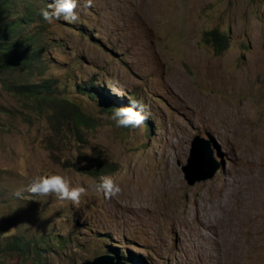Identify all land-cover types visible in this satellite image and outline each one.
Here are the masks:
<instances>
[{
    "label": "rangeland",
    "instance_id": "374dc122",
    "mask_svg": "<svg viewBox=\"0 0 264 264\" xmlns=\"http://www.w3.org/2000/svg\"><path fill=\"white\" fill-rule=\"evenodd\" d=\"M76 13L51 24L61 46L35 79H56L58 99H74L100 126L79 131L73 110L0 82V247L16 236L32 244L1 264H82L106 253L128 264H264V0H78ZM215 28L230 37L220 54L204 40ZM91 82L106 97L79 92ZM121 98L146 105L140 126L117 127L102 110ZM198 134L220 169L190 185L183 167ZM51 174L84 187L79 202L27 191ZM101 177L120 193L105 197Z\"/></svg>",
    "mask_w": 264,
    "mask_h": 264
},
{
    "label": "trees",
    "instance_id": "16d2710c",
    "mask_svg": "<svg viewBox=\"0 0 264 264\" xmlns=\"http://www.w3.org/2000/svg\"><path fill=\"white\" fill-rule=\"evenodd\" d=\"M41 2L43 5H39L34 0H0V82L13 94L23 95L25 98L39 102L41 106L48 103L73 110L72 124L77 130H94L100 126L95 116L88 114L74 99L65 97L58 99L56 79L52 77L35 79L37 73L44 74L47 70L46 53L48 54L53 46H61V44H56L51 37V24L58 25L59 22L55 21V18L51 21L43 20L40 10L47 8L49 4L48 0H41ZM23 5L26 9L20 15ZM204 40L214 47L217 54L222 53L230 45V37L218 28L207 31L204 34ZM91 83L93 84L90 86L81 85L79 92L92 99L95 96L106 97L105 90L99 86V83ZM117 103L118 108L132 107L131 101L121 98L116 103L101 104V108L113 114L116 109L114 105ZM139 107L137 105L134 111L139 112ZM3 111L12 112L10 109H3ZM57 113L54 116L60 118L61 114ZM148 125L151 126L149 123ZM54 135L56 138L59 137L57 131ZM47 148L54 155L60 153L59 147H55L52 143H48ZM75 165L79 164L75 163ZM103 171L104 173L110 172L109 164L102 165L101 172ZM38 241H41V238L35 239L34 246L39 257H42ZM31 246L30 241H26L22 236H16L7 245L0 247V250H3L0 254V264L5 253L29 251ZM35 259L40 262L38 257Z\"/></svg>",
    "mask_w": 264,
    "mask_h": 264
},
{
    "label": "clouds",
    "instance_id": "9594fccd",
    "mask_svg": "<svg viewBox=\"0 0 264 264\" xmlns=\"http://www.w3.org/2000/svg\"><path fill=\"white\" fill-rule=\"evenodd\" d=\"M78 0H52L47 8L40 10V15L43 20L51 21L53 18L74 22L78 19L76 9ZM88 6L91 7V0H88ZM53 9V11H49ZM132 107H119L113 111L111 119L117 127H138L147 118L144 112L146 105L139 101H131ZM139 105L140 111H134V108ZM119 117V119H117ZM150 128V127H149ZM98 185V190L103 192L105 197L111 198L120 193L121 188L113 179L109 177H101ZM27 191L32 194L46 195L55 193L59 199H70L79 202V199L86 189L84 187H70L69 182L61 175L51 174L33 179L27 188ZM17 196L22 195V191H17Z\"/></svg>",
    "mask_w": 264,
    "mask_h": 264
},
{
    "label": "water",
    "instance_id": "95a60500",
    "mask_svg": "<svg viewBox=\"0 0 264 264\" xmlns=\"http://www.w3.org/2000/svg\"><path fill=\"white\" fill-rule=\"evenodd\" d=\"M213 151L210 149L208 141L202 135L194 137L189 162L183 167L186 179L190 185L197 182L211 179L220 169V165L215 163ZM82 264H128L127 262L114 257L110 253L97 256L94 260L84 261Z\"/></svg>",
    "mask_w": 264,
    "mask_h": 264
},
{
    "label": "bare ground",
    "instance_id": "6f19581e",
    "mask_svg": "<svg viewBox=\"0 0 264 264\" xmlns=\"http://www.w3.org/2000/svg\"><path fill=\"white\" fill-rule=\"evenodd\" d=\"M213 111H214V110H213ZM213 111H212V112H213ZM220 111H221V110H220ZM223 111H224V108H223ZM215 112H216V109H215ZM216 113H217V112H216ZM228 114H230V113H228ZM222 115H223V114H222ZM235 117H236V116H235ZM223 118H224L223 116H220V115H219L218 120H221V119H223ZM233 118H234V117H233ZM236 118H237V117H236ZM226 121H227V120H226ZM212 122L215 123V120L212 121ZM230 122H231V121H230ZM164 150H165V149H164ZM168 152H169V151H168ZM165 153H166V152H165ZM165 153H164V154H165ZM161 154H162V153H161ZM163 157H164V156H163ZM171 157H172V156L168 153V154H165V157H164V158H165L166 161H169V160H171ZM170 162H171V161H170ZM169 165H173L172 162H171ZM170 168H171V167H170ZM170 168H169V169H170ZM172 168H173V167H172ZM167 171H168V170H167ZM167 171H166V172H167ZM167 173H168V172H167ZM169 173H170V172H169ZM170 174H171V173H170ZM167 175H168V174H167ZM170 178H171V177H170ZM166 183H167V181H166ZM168 185H169V184H168Z\"/></svg>",
    "mask_w": 264,
    "mask_h": 264
}]
</instances>
